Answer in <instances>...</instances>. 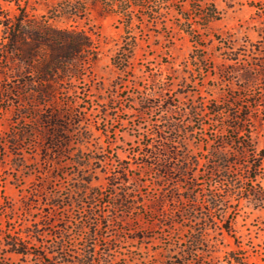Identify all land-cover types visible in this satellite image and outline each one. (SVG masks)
Listing matches in <instances>:
<instances>
[{
  "label": "rangeland",
  "instance_id": "rangeland-1",
  "mask_svg": "<svg viewBox=\"0 0 264 264\" xmlns=\"http://www.w3.org/2000/svg\"><path fill=\"white\" fill-rule=\"evenodd\" d=\"M152 2L147 9L136 11L133 24L125 29L117 16L104 11L97 0H0V36L2 21L22 17L45 21L58 30L84 31L92 41L86 53L90 58H84L76 74L52 84L55 104L80 113V123L71 126L70 155L52 161L45 159L40 148L33 151L30 147L23 150L21 164L8 150L2 156L0 240L7 235L9 224L15 231L36 227L40 234L34 242L39 246H47L55 240V232L63 230L70 232L66 245L80 251L89 242L84 215L88 200L79 193L72 200L66 195L73 187L83 186L82 178L90 177L89 187L101 195L94 202L95 209L110 220L107 228L99 224L103 238L96 242L94 250L97 256L104 251L112 264H264V204L256 207L248 199H239L236 193L229 197L224 213L212 212L214 223L205 232V242L195 256L185 252L189 237L200 227L201 218L208 215L203 193L232 187L219 174L208 171L217 147L213 136L219 117L205 113V109L184 121L186 147L199 159L198 186L193 192L195 217L189 219V212L187 218L186 212H170L166 200V214H155L153 218L148 208L140 209L137 202L129 212L112 207L115 194L122 189L148 203L151 196L158 194L159 185L165 183L142 164L143 144L155 143L156 138L151 136L153 124L160 123L166 106L154 105L161 103L159 94L186 112L192 107L201 109L202 103L210 107L223 102L256 105L251 111V140L256 151L264 147V0ZM205 13L213 17L208 20ZM132 36L135 39L129 53L123 39ZM9 64L19 69L22 66L16 61ZM13 108L0 118L3 135L12 124ZM219 130L229 143L225 126ZM235 146L225 144L224 150L233 151ZM75 154L89 160L88 164L86 160L80 169L83 162L75 165L70 160ZM262 163L255 183L264 189ZM120 164L126 168L121 178L125 182L116 180L110 186L109 176L117 172ZM231 169L240 173L238 167ZM50 191L61 199L54 209L50 206ZM3 206L13 208L8 223ZM183 206L191 204L185 202ZM226 219L228 233L220 229ZM0 263L35 261L7 253Z\"/></svg>",
  "mask_w": 264,
  "mask_h": 264
},
{
  "label": "trees",
  "instance_id": "trees-1",
  "mask_svg": "<svg viewBox=\"0 0 264 264\" xmlns=\"http://www.w3.org/2000/svg\"><path fill=\"white\" fill-rule=\"evenodd\" d=\"M106 12H113L117 16V21L122 23L125 29L133 24L136 11L147 9L153 2L152 0H97ZM206 19H211V13L203 15ZM2 34L0 36V118L10 111L13 106V121L10 129L4 135L0 129V161L3 160L8 150L17 157L19 163H23L22 156L24 149L38 150L47 160H58L62 156L70 155L68 149L69 137L72 131L71 126L80 123V113L76 110L59 108L53 99V81L62 80L65 77L71 78L77 72V67L84 62L86 53L91 49L92 41L90 36L84 31L58 30L48 23L30 21L21 18H6L2 21ZM132 38V39H131ZM134 36L129 39L124 37V45L127 46L129 53L133 47ZM127 40V41H126ZM132 40V41H131ZM124 50H126L123 47ZM236 59V58H235ZM117 60H122L118 58ZM16 61L21 69L12 67L9 63ZM114 64L118 61L113 59ZM3 69V71H1ZM20 70V71H19ZM161 103L158 101L154 105L163 107L164 114L161 115L159 124H153L152 137L155 143L143 144L142 164L153 169L158 180H164L160 184L158 194L151 196L148 203L140 197L134 199L128 189H122L115 194L113 209L120 208L129 212L135 207L137 202L140 209L148 208L151 218L156 215L166 214L164 201L170 203V212H188L190 218H194L196 208V170L199 159L193 157L186 147L187 125L184 121L190 114L200 115L201 112L219 117L216 121L219 125L215 130L213 140L217 141V147L212 153L208 171L211 174H219L228 185L229 189H208L205 193L206 210L208 215L201 218L200 227L189 237L185 252L195 256V252L200 245L205 242V235L211 224L214 223L212 212H225L224 208L229 202V197L236 193L238 198H245L253 202L254 206L262 207L264 204V189L256 187L258 172L261 170L264 161V147L256 151L251 140V111L255 106L244 104L239 105L233 102H223L218 105H206L202 103L201 109L190 108L186 112L185 108L176 109V104L170 103L168 98L159 94ZM145 100H148L145 98ZM227 109V113L225 112ZM203 113V115L205 114ZM222 116V119L220 116ZM1 126V123H0ZM225 126L229 133V143L223 139L219 128ZM168 132L164 133V128ZM212 136V135H211ZM236 145L233 151L224 150L225 144ZM31 151V153L33 152ZM75 165H86V160H82L77 154L70 159ZM89 160H87L88 164ZM19 165V164H18ZM20 166V165H19ZM232 166L239 168V172L231 169ZM125 166L121 164L117 167V172L109 176L110 186L115 185V181L122 180L125 173ZM83 186H75L67 198L73 199L76 194L88 200L87 209L84 215L88 220L89 230L87 231L88 243H85L80 251H76L73 246L65 239L70 232L59 230L55 232V240L47 246L37 245L34 240L40 234L36 229L15 231L9 224L7 235L0 240V259L7 253L19 255L21 258H28L35 261L34 264H112L107 259L103 251L100 256L95 253V245L100 238H103L99 224L105 228L110 222L106 215L99 213L95 209V201L101 196L95 189L90 188V177L82 178ZM123 179L121 182H125ZM16 187L19 185L12 182ZM166 184V185H165ZM227 185V186H228ZM51 207L54 209L61 202L60 196L50 191ZM71 202V201H69ZM191 204L184 207V203ZM72 204V203H70ZM148 204V205H147ZM5 221L12 218L10 213L13 211L11 206L2 207ZM26 214V211H25ZM171 214V213H170ZM220 221V218L216 217ZM222 220V219H221ZM221 222V221H220ZM229 221L226 219L220 224V229L229 232ZM80 230L82 224L77 225ZM65 234V235H64ZM69 240V239H68ZM104 243V242H103ZM105 244V243H104ZM71 246V247H70ZM106 250L110 249L105 245ZM106 251V252H107ZM103 256V257H102ZM233 259L237 260L235 257ZM1 264V263H0ZM240 264H243L242 262Z\"/></svg>",
  "mask_w": 264,
  "mask_h": 264
}]
</instances>
